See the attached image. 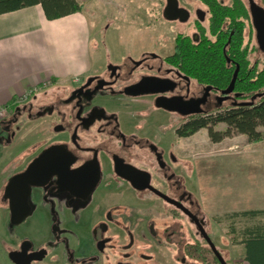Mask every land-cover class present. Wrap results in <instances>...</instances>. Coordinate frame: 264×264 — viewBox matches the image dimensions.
Listing matches in <instances>:
<instances>
[{"label": "flooded vegetation", "instance_id": "af4514ba", "mask_svg": "<svg viewBox=\"0 0 264 264\" xmlns=\"http://www.w3.org/2000/svg\"><path fill=\"white\" fill-rule=\"evenodd\" d=\"M146 1L175 32L172 41L160 37L159 51L151 41H118L100 70L4 107L2 264H220L180 144L161 116L182 119L174 128L182 138L185 122L239 102L234 89L222 93L228 84L185 73L181 46L205 38L229 45L239 35L242 49L253 42L249 51L264 54L250 0ZM252 1L264 9L263 0Z\"/></svg>", "mask_w": 264, "mask_h": 264}, {"label": "rangeland", "instance_id": "374dc122", "mask_svg": "<svg viewBox=\"0 0 264 264\" xmlns=\"http://www.w3.org/2000/svg\"><path fill=\"white\" fill-rule=\"evenodd\" d=\"M130 1L79 2L92 27V44L97 46L96 54L92 56L93 71L103 68L106 53H117L118 41L133 42L137 47L148 46L151 41L152 49L156 51H159L160 45L157 44L161 42V36L165 41H172L174 29L157 20L156 12H147L151 3ZM103 43L108 46H103ZM254 46L253 42L249 45L250 48ZM248 58L250 62L258 59L260 67L264 62V54L256 50L249 51ZM224 105L229 104L226 102ZM161 118L168 124V138L177 139L180 144L189 176L187 184L197 198L201 214L209 221L217 249L227 264H247L242 259L243 245L235 243L233 238L236 236L238 240L240 230L245 227L264 226V213L255 217L241 214L251 209L264 210V137L249 142L246 136L234 133L220 142H213L207 129L201 128L189 136L178 138L174 128L182 119L170 114ZM224 128L223 123L214 127L217 130ZM5 171L7 167L4 171L0 167V179ZM5 231L6 217L0 208V240Z\"/></svg>", "mask_w": 264, "mask_h": 264}, {"label": "trees", "instance_id": "16d2710c", "mask_svg": "<svg viewBox=\"0 0 264 264\" xmlns=\"http://www.w3.org/2000/svg\"><path fill=\"white\" fill-rule=\"evenodd\" d=\"M37 4L48 20L81 11L77 0H0V14ZM239 40L238 35V38H232L229 45L211 42L206 38L196 44H182V69L202 83L224 87L229 83L235 65L239 66L234 84V90L239 93V102L185 122L182 129L178 130L181 135L189 136L206 128L213 142H220L234 133L246 136L249 142L264 137V62L261 67L258 60L250 62L247 58L249 45L242 49ZM223 51L227 59H231L230 69L226 65ZM219 123H223L225 128L214 129ZM262 213L264 210L251 209L241 214L255 217ZM238 236V240L236 236L233 240L244 247L242 259L247 264H264V226L245 227Z\"/></svg>", "mask_w": 264, "mask_h": 264}, {"label": "crops", "instance_id": "0c3cea01", "mask_svg": "<svg viewBox=\"0 0 264 264\" xmlns=\"http://www.w3.org/2000/svg\"><path fill=\"white\" fill-rule=\"evenodd\" d=\"M91 30L82 10L53 20L39 4L0 14V107L93 71Z\"/></svg>", "mask_w": 264, "mask_h": 264}, {"label": "water", "instance_id": "95a60500", "mask_svg": "<svg viewBox=\"0 0 264 264\" xmlns=\"http://www.w3.org/2000/svg\"><path fill=\"white\" fill-rule=\"evenodd\" d=\"M250 2V10H251V15H252V20H253V25L256 29V36H257V42L259 44V46L261 47L262 50H264V9L258 5H256L252 0L249 1ZM238 70H239V66L236 65L232 77L227 85V87L225 89L222 90L223 94H229L233 91L234 89V84L236 81V77L238 74ZM238 93H235V96H238ZM255 96L252 97V99ZM163 106L166 107V105L163 103ZM33 166V164H31L29 166V168L27 169V172L29 170H31V167ZM24 174H17L14 175L10 180H9V184H16L17 182H20L23 178ZM13 223H16V220H12ZM205 235V234H204ZM206 236V235H205ZM212 246L213 251L215 252V255L219 261L220 264H227L226 261L224 260V258L222 257V255L220 254V252L216 249V247L213 245V243H210Z\"/></svg>", "mask_w": 264, "mask_h": 264}, {"label": "built area", "instance_id": "2783aa9c", "mask_svg": "<svg viewBox=\"0 0 264 264\" xmlns=\"http://www.w3.org/2000/svg\"><path fill=\"white\" fill-rule=\"evenodd\" d=\"M3 112H4V107H0V117H2Z\"/></svg>", "mask_w": 264, "mask_h": 264}]
</instances>
